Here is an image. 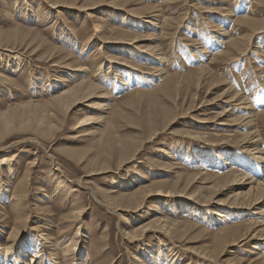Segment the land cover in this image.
Wrapping results in <instances>:
<instances>
[{"label":"rangeland","instance_id":"1","mask_svg":"<svg viewBox=\"0 0 264 264\" xmlns=\"http://www.w3.org/2000/svg\"><path fill=\"white\" fill-rule=\"evenodd\" d=\"M54 3L62 6L54 10ZM91 3L99 5L85 11L83 7ZM263 3V0H0V149L8 152L0 151V154L9 155L14 160L11 171L0 163V209L10 212V205L14 202H10L11 197L13 194L15 197L19 189L24 195L25 212L21 216L27 218L26 227H22L23 231L10 251L16 254L15 260L10 259L11 253L4 250L5 244L8 245L6 234L11 230L14 216L10 215L9 227L0 228V261L31 264L35 258V264H69L65 262L62 249L78 229L74 264H86L87 258H90L89 264H204L193 252L186 250L193 245L209 244L214 234L229 227L256 221L257 216L236 212L228 204L220 207L211 203L202 207L195 203L192 209L188 206L192 203L176 197L178 193L171 199L148 197L139 212L142 218L135 220L130 215L136 213L120 214V211L107 206L102 192L128 195L147 186L158 187L160 183L176 181L184 175L200 176L198 182L203 178L208 180L212 175L224 177L231 173L251 177L245 162L252 159H248L245 153H239L237 144L231 148L215 146L219 141L217 138L237 136L243 129L240 122L232 127L235 122L231 116L204 126L196 123L198 116L193 117V113L188 114L187 110L191 106L202 105L204 112L196 115L215 119L222 110L218 111L214 105L221 98V93L231 86L230 90L245 92L264 111V32L254 35L247 26L240 24L244 17L264 22ZM225 18L234 21L228 23ZM152 19L158 24L154 30L147 23ZM98 23L103 26L102 31L95 33L93 27ZM219 29L227 31L224 39L228 42L220 48L223 53L217 57L214 55L216 51L213 54L208 52L204 43L217 46ZM123 35V38L149 40L140 39L139 46L135 47L107 44L112 38ZM230 43L237 47L233 44V49ZM144 47L160 50L165 60L159 66L165 71L163 77L152 76L157 75L155 69L158 65L148 61L151 57L147 54H141ZM201 51H207L204 61ZM191 57L203 63H188ZM123 62L132 65L133 69L122 65ZM203 64H207L211 72L197 85L198 75L195 74ZM80 67L85 68V73L76 72ZM80 79L96 85L98 94L95 98L78 102L68 114L51 109L47 101L61 89L76 85ZM161 85L167 89H161ZM213 85L216 87L212 88ZM99 103L108 105L105 121L111 122L114 136L130 144L147 140L151 130L159 127L157 132L160 134L145 143L132 162L121 170L116 169L119 162L117 150L102 152L101 144L94 141L96 138L85 136L84 129L87 128L76 130L78 118L100 114L97 110ZM168 121L173 123L170 131H161ZM222 122L227 125L220 127L218 123ZM257 127L264 148L263 117ZM179 132H191L193 135L185 137ZM214 134L218 136L215 138ZM197 136L204 138L197 139ZM232 154L239 156L240 161H223ZM104 163L103 167L111 173L83 178L85 169ZM263 173L255 177L263 179ZM58 184L60 191L56 189ZM181 184H184V179ZM235 189L228 187L217 200L221 203L228 201V196ZM193 190L195 188L189 191ZM3 195L6 199H2ZM80 207L84 210L81 220L68 227L63 222L65 216ZM222 208L224 212L220 211ZM153 209L158 211L157 214L151 212ZM218 211L224 220L213 214ZM148 214H161L172 223L194 226L201 238L191 245L175 238L153 236L151 232H147L145 239L140 241L130 242L123 237L126 228L131 229L150 220ZM37 227L47 235L46 240L54 249L52 252L45 251L44 246L39 254H35ZM247 243L242 245L244 247H227L228 253L214 264H233L231 259L241 264L255 260L256 255L252 253L262 249L254 250V242L251 246ZM158 246H161L164 256L161 261L155 260L161 255ZM21 251L26 258L19 255ZM172 252L177 255L175 258H172Z\"/></svg>","mask_w":264,"mask_h":264},{"label":"bare ground","instance_id":"2","mask_svg":"<svg viewBox=\"0 0 264 264\" xmlns=\"http://www.w3.org/2000/svg\"><path fill=\"white\" fill-rule=\"evenodd\" d=\"M53 5H54V10H57L59 7L62 6L61 4H57V3H54ZM89 5H91V7ZM89 5H86L83 7V8H85V11H89V10H91V8H95V6H97L99 4H92L91 3ZM71 8H74V7H71ZM221 10L222 9H220L219 11H221ZM222 12L225 14L224 11H222ZM76 14H77V12H76ZM228 16L231 17V15H228ZM246 18L247 17H244L242 19V22H240V24H244L245 26H247L252 31V33H254V35H257V34L259 35V34H262L264 32V22L263 21L257 22V21H254L252 19L248 20L250 17L247 18V20H246ZM182 19H184V18H182ZM227 19H229V18H225V20H227ZM230 21L233 22L234 20H227L228 23ZM227 22H224V23H227ZM147 23H148V27L151 30H154L158 25L156 20L154 21L153 19L147 21ZM213 25H215V24H213ZM177 26L179 27V25H177ZM102 27L103 26H100L99 23L94 24L93 30L95 33H100L102 31ZM214 32H215V30H214ZM226 33H227V31L224 29H219L217 32L219 38L216 40V43H218V44H217V46H215L217 49H216V52L214 53V55L217 57L222 55V53H223L222 49L220 51V48L224 47L223 45L227 44V42H228L227 41L228 39H226V40L224 39V36L227 35ZM124 36L125 35L119 36V38H112L111 42L108 41L107 44L111 43V45H115V46L116 45H120V46L129 45L131 47H135L136 45L139 46L138 44H139L140 39L149 40V38L138 39L137 37H133L131 39L123 38ZM228 38H229V36H228ZM246 38H248V37L246 36ZM238 40H239V38H238ZM246 40H248V39H246ZM235 41L236 40H234V42ZM231 42H233V41H231ZM240 43H238V44H240ZM242 43H241V45H242ZM249 43H253V42H249ZM230 44H232V43H230ZM233 44L231 45V47L233 46ZM129 46L127 47L128 49L131 48V47L129 48ZM234 46H235V44H234ZM236 47L237 46H235V48ZM246 49L244 51H246ZM98 51H99V49H98ZM225 51H227V50H225ZM249 51H251V50H249ZM140 52L143 55L147 54L148 56H150L151 58L148 61L152 62V64L154 62H157L158 68L155 69V73L157 75H152V76L156 77V78L160 77V76L163 77V75L165 74V71L162 68H159V66L161 67L162 64L165 62V60L161 56L162 54H161L160 50H158V48H152V47H148V49H145V47H144V49L141 50ZM205 53H207V51L206 52L204 51V53L203 52L201 53L202 54V57H201L202 61H204V58H206V55H204ZM105 54L106 53H104L103 57H105ZM226 54L229 55L228 52ZM231 56H233V55H231ZM196 58H198V57H196ZM229 61H231V60H229ZM213 63L215 64V62H213ZM124 64H125V66L133 69L132 65H128V63L123 62L122 65H124ZM101 68L102 67H100L99 70ZM208 68L209 67L207 64H203L197 70V73L195 74V75H198L196 77V80H195L197 85L199 84V82H201V79L206 78V76H207L206 74L211 72ZM76 72H78V74L79 73H85V68L80 67L79 69L76 70ZM129 73H130V71H129ZM145 74H149V73H145ZM166 75H168V74H166ZM174 76H173V78H174ZM94 77H96V76H94ZM166 78H168V77H166ZM170 78H171V76H170ZM173 78H172V81H173ZM217 79L218 78H216V80ZM168 80H169V78H168ZM214 82H217V81H214ZM218 83H220L219 80H218ZM122 84H124V83H122ZM211 84H213V83L211 82ZM48 86L49 85H47V87ZM160 87L163 90H165V88L167 89V87L164 88L163 85H161ZM168 87H169V85H168ZM214 87H216V86L213 85L212 88H214ZM230 88H231V86H230ZM230 88L229 89L227 88L226 92L224 91L223 93H221V98L219 97V99L216 101L217 104L214 105V107H216V109H218V111L222 110L220 113L216 114L215 119L208 120L207 116L205 118L204 115H196V114H201L204 112V107L202 105L191 106L187 110V113L188 114L193 113V117L198 116L197 117L198 119L195 120V122L200 124V125H204V126L206 125V123H215V121H219V119H223L224 117L227 120V117L232 116V118H233L232 122L233 121L235 122V124H231L232 127L237 125V123L239 121L240 122L239 125L241 127H243V129L240 132L238 131L239 134L237 136L234 135L235 137L233 135H227L226 138H223V137L217 138L219 141H218V144L216 143L215 146L227 145V147L231 148V147H236L235 144H237L239 146L238 152L239 153L241 152L242 154L245 153V155L247 154L248 159H249V157H250V159H252V161L248 162V163H246L244 161L246 164L245 167L248 170H250V172H248V174L250 173L251 177L249 175H244V174H240V173H239V175L231 173L228 175L223 174L224 177L212 175V176L208 177V180H205L203 178L204 180L202 179V180H200V182H198V179L201 178L200 176L198 177V176H192V175L191 176L184 175L183 177L177 178L176 181L169 182V183L165 182V184L160 183L158 185V187L147 186V187H144V188H142L138 191H135L133 193L131 192V194L129 193L128 195H124V194L122 195L121 194V195L116 196V195L112 194L113 192H107V191L106 192L103 191L102 193H103L104 199L106 200L107 206H110L111 209L112 208L115 209V211H120V214L129 213V212L136 213V215H134V216H133V214L130 215V218L135 219V220H140L142 218L139 215L140 209L143 207L142 204L144 203L145 199H147L148 197H151V196H158V197L163 196L162 197L163 199H165L164 197L170 198V199L176 198V197H181L187 203L188 202H189V204L192 203V205H188V206H191L192 209H194L193 205H195V203H197L198 205H201L202 207L211 205V203L218 204V206H220V207H222V205H224V204H228V205H230V208L231 207L235 208L236 212L237 211H239V212L243 211V212L248 213L250 215L257 216V220L256 221L253 220V221L241 224V225H237L235 227H231V228L229 227L222 232L214 234L213 240L212 241L210 240L211 242L209 244H204V245H201V247H197L196 245H193V244H195V242H198V240H200L201 237H199L200 236L199 233L195 232L196 229L194 226H191L189 224L184 225L181 223H177V224L172 223L171 221L164 219L161 214H159V215L148 214L151 217L150 220H148L147 222L144 221L145 222V223L143 222L144 224L139 223L136 227H133L131 229L126 228L123 231V235H124L123 237L127 238L128 240L130 239V242L131 241L132 242L133 241H140V240L145 239L147 232H151L153 234V236H161L162 235L164 238H167V239H170V238L179 239L182 242L184 241L187 244L193 245V246H190L188 248V250H186V251L193 252L192 254H194L195 257H197V259H199V261H201L203 263L205 262L206 264L207 263L208 264H214L217 259H219L223 255H225V253H228V251L226 250L227 247L228 248H234V247L239 248L242 245H245L246 242H248L247 244H250V246H251V242H254V243H252V244H254L253 245L254 250H258L259 248L264 250L263 249L264 248V178L262 179V177H255V176H261L262 172H264V167H260L261 165H264V148L262 147L263 146V144H262L263 139L260 135V133H261L260 130H258L259 126L257 127L259 120L262 117L264 118V111L260 110L261 108L259 109V107L256 106V102H254V100H250L246 96L245 92L240 93V91H238V90L236 92H233L232 90H230ZM234 90H236V89H234ZM134 92H136V90H134ZM100 93H102V92L100 91ZM97 94H98V88L96 87V85L94 83L92 84L91 82H84V80L80 79L76 85H74L72 87H68L67 89H64L63 91L61 89V92H59L56 95H53V97H51V100L47 101V103L52 106V107H50L51 109H54L55 111H57L59 113L63 112L65 114H68L69 110H71L72 107L76 106V104L78 102H80V101L88 102L93 97L95 98V96ZM193 95H195V94H193ZM193 98H194V96H193ZM191 100H193V99H191ZM106 106H108V105H104L103 103L102 104L99 103L97 106V110L100 111V114L94 115V116L93 115H86V116L84 115L85 117L78 118L77 123H76V130H78V128H87V129H84L85 136L96 138V139H94V141L97 142L99 145L101 144V148H103V150H100V151H102V152L103 151L105 152L107 150H112V151L117 150L116 152L119 153V155H118L119 158L117 156L116 157L118 158L119 162L115 161L118 163V164L116 163V165H117L116 169L121 170L122 168L126 167L127 164L132 162V160L135 158V155L141 150V148L143 147V145L145 143L150 142V140L155 139V138H153L154 136L160 134V132H157L159 127L151 130V132L149 133V135L147 137V140H145L139 144H130V143L124 141L122 138H118L117 136H114L115 133L113 134V126L111 125V122L109 123V122L105 121L107 119V117H106L107 115H105L106 111H107ZM45 107H47V106H45ZM90 112H92V111H90ZM90 112H88V113H90ZM93 113H95V112H93ZM229 121H231V120H229ZM218 125L219 126L221 125L220 127H222V126H226L227 123L222 122V123H218ZM172 126H173V123L168 121L166 123V125L161 129V131H164V132L166 130L170 131ZM154 127H157V126H154ZM243 130H244V132H243ZM235 131H236V129H235ZM191 132L190 133L189 132H179V133L182 134V136L185 135V137L186 136L190 137L191 135H193ZM206 134H208V133H206ZM214 135H215V138L218 136L217 134H214ZM225 135L226 134H224V136ZM212 137H210V141L213 140ZM199 138H204V136H197V139H199ZM211 138H212V140H211ZM205 140H207V139H205ZM208 140H209V136H208ZM204 145H205V143H204ZM229 150H231V149H229ZM0 151L2 153H8L6 151V149H3V148L0 149ZM116 152L114 155H116ZM105 154H109V152L105 153ZM105 156L108 157V155H105ZM238 157L239 156L232 154V155H229L227 158L225 157V159L223 161L227 162L229 160L228 161L229 163L231 160L233 162L240 161V158H238ZM114 159H116V158L114 157ZM0 163L7 166V168L10 170V166H12L14 164V160L9 155L3 156L0 154ZM105 165L106 164L104 163L103 165H101L99 167L85 169L84 170L85 175L83 176V178L84 179H90V178H94V177L99 176V175H106L108 173H111V171H107L108 168L103 167ZM89 166L91 167V165H89ZM87 167H88V164H87ZM29 168H30V166H29ZM56 170L57 169H55V171ZM246 174H247V172H246ZM11 175H12V173H11ZM203 175H201V176H203ZM183 179H184V184L182 185L181 182ZM59 187H60V184H58L56 186V189H58V191H60ZM228 187L229 188L233 187L236 189L228 196V201L226 199V201H224V203L223 202L221 203L219 200H217V197H218V195L220 196L222 194V192L224 190H226ZM64 188H65V185H64ZM192 188L193 189L195 188V191L193 190V192H190L189 190H191ZM18 190L15 193V197L13 196L14 194L11 197L10 202H13V201L14 202L10 205V209H11L10 212H7V210L5 208L0 209V228L1 227H9L8 226L9 224L7 225V223L8 222L10 223V221H11L10 215L14 216V222L11 223L12 226L10 227L11 230H10V232H8L6 234L7 238L5 239V241L8 243V245L5 244V246H4L5 249L3 248L4 250H7V252H10L11 250H13V246L15 245V243L17 241V237L23 231L22 227H24L27 223V220H26L27 218H24L21 216L22 213L25 212L24 208H23V201L24 200L22 199L24 195H22V192L18 191ZM205 192H206V194H205ZM177 193H178V195H177ZM179 194H182V195H179ZM174 196H176V197H174ZM2 199H6V198H4V195L2 196ZM221 201H223V200H221ZM165 202H167V201H165ZM197 209H200V208L198 207ZM130 210H132V211H130ZM220 211H223V208ZM220 211L213 213V214H215L217 218L224 220L225 218L223 217V215L219 214ZM151 212L156 213L158 211L153 209V210H151ZM194 212H195V210H194ZM200 212H202V211H200ZM225 212H227V211H225ZM83 213H84V210L82 207H80V209H75V211H73L69 215L65 216V219L63 222L66 223L68 227H73L75 224L79 223ZM241 215H242V213H241ZM225 217H227V216H225ZM41 219H42V217H41ZM147 219H149V218H147ZM182 223H184V222H182ZM36 231H37L36 237L38 239L36 238L37 241L35 242V245L33 247V250L36 251L35 254L36 253L39 254L38 253L39 250L41 249V247L43 248L44 246H46L45 251H48V253L52 252V250H54V249H51V244H50L51 242L46 240L47 235H45L39 227L36 228ZM0 233H1V230H0ZM78 237H79V232L77 229V231L71 236L68 244H66L65 247L62 249L63 255L65 257V262L68 261L69 264H70V262H71V264H74V261H75L74 251L76 250V245L79 242V240L77 241ZM142 242H144V241H142ZM161 246H158V248H160L158 251L160 252L159 254H161V255H159L158 258L155 259L157 261H161L162 258L164 257ZM242 247H244V246H242ZM247 247H249V245ZM162 248H163V246H162ZM1 249L2 248L0 247V250ZM262 250L259 251L258 253H252L253 255H256L254 257L255 260H253V261L251 260L247 264H264V251H262ZM23 252H25V251H23ZM10 253H9L10 259L15 260L16 254L13 251ZM172 253H173L172 258H175L174 256H177V255L174 254V252H172ZM51 254H53V253H51ZM19 255L23 259L26 258V256L24 254H22V251H21V253H19ZM54 255H56V254H54ZM34 259L32 260L31 264H35V262L37 261ZM89 259L90 258L85 259V261L87 260V262H84V263L89 264V262H88ZM231 260L234 261L233 264H235V263L241 264L240 261L235 262L234 259H231ZM139 262H140V260H139ZM0 264H5V261H0ZM25 264H27L26 261H25ZM37 264H40V263H37Z\"/></svg>","mask_w":264,"mask_h":264},{"label":"crops","instance_id":"3","mask_svg":"<svg viewBox=\"0 0 264 264\" xmlns=\"http://www.w3.org/2000/svg\"><path fill=\"white\" fill-rule=\"evenodd\" d=\"M205 45L207 46L208 52L214 53L216 51L215 47H213L210 43L209 44H205L204 43V46ZM188 63H196L198 65V64H200V61L198 59H194V58L191 57V58L188 59Z\"/></svg>","mask_w":264,"mask_h":264}]
</instances>
